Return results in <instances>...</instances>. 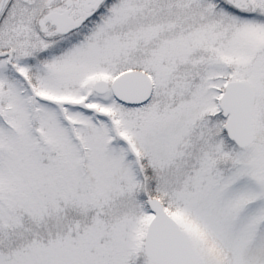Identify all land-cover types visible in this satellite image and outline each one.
<instances>
[{
    "label": "snow or ice",
    "instance_id": "6c2138e0",
    "mask_svg": "<svg viewBox=\"0 0 264 264\" xmlns=\"http://www.w3.org/2000/svg\"><path fill=\"white\" fill-rule=\"evenodd\" d=\"M0 264H264V0H0Z\"/></svg>",
    "mask_w": 264,
    "mask_h": 264
}]
</instances>
